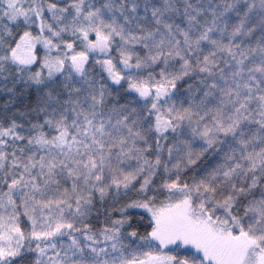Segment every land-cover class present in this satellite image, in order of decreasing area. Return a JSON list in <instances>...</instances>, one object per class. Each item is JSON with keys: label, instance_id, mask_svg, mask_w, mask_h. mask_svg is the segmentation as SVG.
I'll list each match as a JSON object with an SVG mask.
<instances>
[{"label": "snow or ice", "instance_id": "6c2138e0", "mask_svg": "<svg viewBox=\"0 0 264 264\" xmlns=\"http://www.w3.org/2000/svg\"><path fill=\"white\" fill-rule=\"evenodd\" d=\"M0 264H264V0H0Z\"/></svg>", "mask_w": 264, "mask_h": 264}]
</instances>
